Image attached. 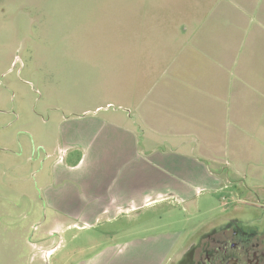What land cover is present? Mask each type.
Returning <instances> with one entry per match:
<instances>
[{"label":"rangeland","instance_id":"374dc122","mask_svg":"<svg viewBox=\"0 0 264 264\" xmlns=\"http://www.w3.org/2000/svg\"><path fill=\"white\" fill-rule=\"evenodd\" d=\"M115 9L0 0V264H179L230 215L264 233V150L140 127L143 54L128 69Z\"/></svg>","mask_w":264,"mask_h":264},{"label":"crops","instance_id":"0c3cea01","mask_svg":"<svg viewBox=\"0 0 264 264\" xmlns=\"http://www.w3.org/2000/svg\"><path fill=\"white\" fill-rule=\"evenodd\" d=\"M114 1L118 18H129L119 28L129 38L128 69L143 54L145 87L131 99L140 127L200 142L218 131L222 153L227 139L247 136L264 150V0ZM175 159L204 163L183 153Z\"/></svg>","mask_w":264,"mask_h":264},{"label":"flooded vegetation","instance_id":"af4514ba","mask_svg":"<svg viewBox=\"0 0 264 264\" xmlns=\"http://www.w3.org/2000/svg\"><path fill=\"white\" fill-rule=\"evenodd\" d=\"M233 215L201 231L179 255V264H264V233Z\"/></svg>","mask_w":264,"mask_h":264}]
</instances>
